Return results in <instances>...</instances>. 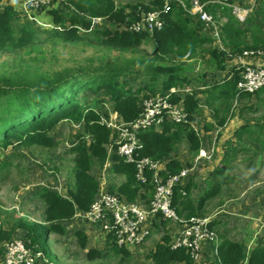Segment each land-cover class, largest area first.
<instances>
[{"label":"trees","instance_id":"16d2710c","mask_svg":"<svg viewBox=\"0 0 264 264\" xmlns=\"http://www.w3.org/2000/svg\"><path fill=\"white\" fill-rule=\"evenodd\" d=\"M229 2L242 6L244 0ZM258 3L244 21L232 13L231 7L218 3L208 6V11L218 20L227 19L221 27L225 49L214 46L215 40L210 33L204 32V24L178 5H173L172 10L163 15L164 28L160 31L150 34L124 27L139 20L141 12L160 9L162 0H150L147 4L67 0L66 4L39 10L49 14L52 22L59 26V30L52 33L64 40L79 41L94 35L102 46L130 54L102 55L97 57L99 65L96 67L63 69L51 75L33 71L21 62H17L12 71L0 68V153L30 145L53 148L52 132L64 121L83 127L77 144L71 149L74 155V183L65 193L50 187L39 188L37 195L45 206L41 221L12 217L6 226L0 223V264H4V244L17 238L23 239L34 253L44 255L36 264H52L47 247L49 236L54 233L65 235L64 223L71 220L77 211L86 212L91 208L100 186L92 170L97 167L101 170L106 163L111 174L123 178L118 184H108V191L117 193L127 202H143L152 197V184L139 183L136 166L125 163L116 147L110 155L108 153L107 147L117 138L116 132L101 123L103 117H109V109L116 112L121 121L130 122L141 113L144 99L166 95L172 88H193L191 93L172 98L175 104L184 107L189 123L166 122L160 128L140 133L143 144L140 155L162 161L165 171L174 175L190 166L188 160L177 158L181 144H186L189 153L195 156L204 139L201 130L197 133L190 125L200 113L199 94L204 96L203 103L210 109L212 120L219 127H224L232 115L236 117V113L233 114L235 99L239 100L236 111L241 117L253 106L245 104V101L256 98L260 99L259 105L264 103V88L254 94L238 93L237 83L241 74L236 68L224 76L220 73L227 69L230 60L243 51L264 50V0ZM92 18H103L104 21L94 28ZM37 35L38 30L32 22L20 16L15 0H0V53H18L31 47ZM145 44H152L153 56L139 52ZM198 55L202 58V66L206 65V55L209 56V62L214 64L212 70L196 72L183 64L196 62ZM84 91L91 96L83 94ZM204 130L212 131L215 127L210 122ZM234 134L238 143L243 142L245 137L264 142V121L254 125L245 121ZM237 147V144L229 143V149L234 153ZM147 176L151 181L152 173ZM183 182L174 189L173 205L180 216L184 211H188L186 218L197 216L199 211L191 205L192 186H184ZM157 218L158 222L153 221L154 228H165L168 221L161 216ZM75 236L79 247L87 249L88 261L106 258L110 253L122 254V261L131 256L127 248H120L110 241L111 235L109 251L87 248L88 237L81 231H77ZM171 240V235L165 234L150 252L148 258L153 264H171L174 261L195 264L186 251L171 250ZM218 251L216 264H264V247L261 246L248 254L243 244L223 240L218 245Z\"/></svg>","mask_w":264,"mask_h":264},{"label":"rangeland","instance_id":"374dc122","mask_svg":"<svg viewBox=\"0 0 264 264\" xmlns=\"http://www.w3.org/2000/svg\"><path fill=\"white\" fill-rule=\"evenodd\" d=\"M115 1L118 4H123L127 0ZM135 3L136 0H132L130 4ZM15 5L17 6V3ZM26 8L28 7L26 6ZM28 12L31 14L29 21L38 30L37 40L33 46L18 53H0L1 69L6 71L15 70L17 62H21L33 71L51 75L53 72L63 69L96 67L99 65L97 57L102 55L114 57L118 55L129 56L130 54L129 52L115 51L102 46L94 35L86 36L79 41L64 40L52 33L54 30H59V26L52 22V18L48 13L30 9ZM19 14L23 17L26 15L24 8L19 11ZM45 18L47 20L44 21ZM102 23L100 22L99 25H102ZM139 52L151 57L153 56L154 48L152 44H145L139 49ZM201 60V56L198 55L196 62H183V64L190 66L196 72L199 70H212L214 64L207 60L205 62L206 65L202 66ZM84 93L88 97L91 96L86 91ZM251 101H245V104L250 105ZM202 105L204 106V104ZM239 105L240 103L237 102L236 104L234 102L235 112L233 114L237 112L236 108ZM205 110L207 109L204 107L200 108V113L197 115V119L200 120L198 124L195 123L196 121L190 124L197 133H200L199 123L205 124L209 122L206 119ZM238 114L236 117H232V115L228 119L223 135L220 136L219 132L212 131L211 134L203 136L205 137L203 143L205 142L206 144L203 145V148L210 150L212 144H214L213 157L220 154L219 149H221V154L225 155V161L228 159L234 160L223 167L227 185L234 183V178H236L240 181V183L238 181L236 187L242 186L241 182L244 183V188L247 190L246 196L249 197L257 193L259 197L264 198V142L245 137L243 142L238 143L234 134L238 126L235 125L236 122L242 123L246 121L254 125L257 122L264 121V107L258 106L255 111L251 108L250 111L243 113V117L238 116ZM209 120H212V117ZM82 128L80 124L64 121L52 132L55 142L53 148L30 145L28 147H17L13 150L7 149L0 153V223L7 224V221L12 217L41 221L45 206L42 199L37 195L39 188L49 186L51 189L62 193L68 190L69 186L74 183V155L71 149L77 144L78 135L83 132ZM229 143L234 146L237 144L238 149L235 153L229 149ZM227 151L228 156H226ZM179 153L180 155L192 156L186 144H181L177 155ZM94 170L96 174L98 172V176L103 175L102 169L100 170L97 167ZM94 170L92 171L94 172ZM105 177L107 184L119 183L117 176L108 171ZM236 197L237 195L233 193L226 194L227 199ZM198 216L201 217V215ZM151 237H153V240L157 239V235ZM47 247L52 264H125L120 262V256L113 257V255L92 262L88 261L86 251L79 247L73 235L63 237L58 234H52L49 236Z\"/></svg>","mask_w":264,"mask_h":264},{"label":"built area","instance_id":"2783aa9c","mask_svg":"<svg viewBox=\"0 0 264 264\" xmlns=\"http://www.w3.org/2000/svg\"><path fill=\"white\" fill-rule=\"evenodd\" d=\"M230 0H162L160 9L150 12H141L137 21L125 24L131 31L154 33L164 28L163 15L172 10L173 5H178L189 15L197 17L205 30L210 33L221 49L223 46L222 23L227 19L218 20L208 11V6L218 3L221 6L232 8V13L240 20L246 19L248 11L231 4ZM67 0H26L24 7L25 16L31 18L28 10H43L66 4ZM104 21L103 18H92L93 27ZM246 58H264V50H245L237 56L241 79L237 83L238 93L254 94L264 88V63L252 64ZM200 69V67H198ZM191 86L172 88L166 95H158L144 99L139 116L130 122L121 121L116 112L109 109V117H103L102 124L117 133V138L112 145L107 147L109 155L113 148L125 163L136 166V178L140 184L151 183L153 186L152 197L148 202H127L117 193L108 191L106 171L108 163L103 167L102 180L99 192L91 208L82 214V218L99 225L110 241L120 248H133L142 245L152 234L153 221L159 216L163 220L178 224L179 231L172 235L169 243L171 250H184L196 263L202 254V242L207 241L218 246V236L210 226V217L192 216L183 218L173 205L175 187L186 180L195 169L200 159H210L213 149L202 148L193 166L184 167L178 174H168L164 163L150 157L141 156L143 144L140 133L151 128H160L166 122L184 124L189 123L188 113L180 104L172 101L173 96L191 93ZM238 96V95H237ZM76 145V144H75ZM74 145V146H75ZM152 173L151 181L147 174ZM150 222V223H149ZM4 264H36L37 260L44 258L41 252L34 253L29 249L23 239L17 238L4 244ZM246 264V262L244 263Z\"/></svg>","mask_w":264,"mask_h":264},{"label":"crops","instance_id":"0c3cea01","mask_svg":"<svg viewBox=\"0 0 264 264\" xmlns=\"http://www.w3.org/2000/svg\"><path fill=\"white\" fill-rule=\"evenodd\" d=\"M256 1L257 0H251V1L244 0L243 5L239 6L242 9L248 11L247 17L259 5L258 2L260 0H258L257 2ZM131 2L132 0H127L126 3L123 4H130ZM137 2H143L147 4L150 2V0H136V3ZM15 3H17L16 7H17V11L19 12L22 11V9L24 8L26 1L15 0ZM20 16L22 18H28L27 16L23 17L21 14ZM224 19L226 18L224 17ZM45 20H47V18H45L44 21ZM204 32L207 31L204 29ZM214 46L219 47V45L216 42L214 43ZM238 55H236L232 60L229 61L227 69L225 71H220L222 76L226 75L232 68H236L239 65V60L237 59ZM205 59L206 61L210 60L208 55H206ZM245 61L247 63H252V64H261L264 63V58H254V59L246 58ZM199 88L203 89L201 87ZM203 97L204 96L202 94H199L198 96L199 100H201L200 108L204 107L207 109L205 110L206 119L207 121H209L207 123L212 122L213 126L215 127V130L212 131L221 132V135H223V133H225L227 126L225 125L224 127H219L218 125H215L213 120H209L210 117H212L211 111L203 103ZM261 98H263V95L261 96ZM259 100L260 99L253 98L252 99L253 102L251 101L250 103L253 105L252 108L254 111L258 106L264 107L263 106L264 103H262V105H259L260 104ZM238 101H239L238 99H235L236 104ZM202 104H204V106ZM237 114L238 112H236V116ZM198 121L200 122V120L197 119L196 117L195 123L198 124ZM207 123L205 124H202V122L201 124L199 123L200 130L203 136L207 134H211L212 132V131L204 130V127ZM242 123L236 122L235 125H238L236 127V130L241 126ZM222 130H224V132H222ZM204 144L205 142L204 143L202 142L199 151L203 148ZM213 148H214V144H212L210 150ZM221 152H222L221 149H219L220 154ZM198 153L195 156L180 155L179 153V155H177L178 156L177 158L188 160L190 162V167H191L195 163ZM220 154L214 157L211 156L210 159H206V158L200 159L198 164L195 166V169L186 178V180H184L183 185L185 186L189 184L192 186L190 191L191 205L194 210L199 211L197 216L201 215V217L203 216V217L211 218L210 224L212 226V229L216 232L218 236V245L221 244L223 240L239 242L245 246L248 254H250L256 247L259 246L264 247V200H263L264 198L259 197L257 193L255 195H250L249 197L246 196L247 190H245L244 188V183L241 182L242 186L236 187L239 181L236 178H234L235 180L234 183L227 185L224 178L225 169L223 167L226 166L227 163L232 162L234 160L228 159L225 161V155L221 154L220 156ZM101 172H103V169L101 170ZM92 173L94 174L95 170L94 172L92 171ZM97 174L95 176L98 178V180L99 181L102 180V176H98ZM117 178L119 179V182L121 180L123 181V178L121 176H117ZM45 187H49V186H45ZM229 193H233L237 195V197L227 199L226 194ZM202 200L204 201L202 202ZM200 203H202V205H200ZM83 213L84 212L77 211V213L71 220L64 223L67 232L65 235H61V236L67 237L68 235H73L77 241L75 233L77 231H81L85 233L86 236L88 237L87 248H96L101 251L102 250L109 251V247H108L109 237L107 233L104 230H102L99 225H95L83 219L82 218ZM186 214H188V211H184V214L182 216L185 217ZM4 225L6 226L7 224ZM179 229L180 226L178 224H173L171 222H167L165 228L160 227L159 229H157L154 228L153 226L151 231L152 232L151 236L157 235V239L153 240V237L150 236L142 245L133 248H127L131 254L128 260L121 261L122 254L119 255V254L110 253V255H113V257L120 256L119 258L120 262H124L125 264H153V261L150 258H148L150 252L155 249L156 245L158 244V242H160V240L164 237L165 234L169 233L172 236L176 234L179 231ZM83 250L87 251V249H83ZM218 253H219L218 246H216V250H215L214 244L204 241L202 242L201 258L195 264H216L219 257ZM171 264H184V262L174 261Z\"/></svg>","mask_w":264,"mask_h":264}]
</instances>
